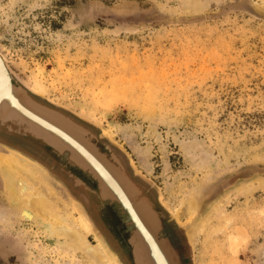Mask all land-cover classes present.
I'll return each instance as SVG.
<instances>
[{
	"label": "rangeland",
	"instance_id": "rangeland-1",
	"mask_svg": "<svg viewBox=\"0 0 264 264\" xmlns=\"http://www.w3.org/2000/svg\"><path fill=\"white\" fill-rule=\"evenodd\" d=\"M238 2L264 17V0H0L14 80L103 143L154 205L180 264H264V21L231 10ZM84 194L90 214L71 196L116 263L132 264ZM8 209L0 264H90L25 207Z\"/></svg>",
	"mask_w": 264,
	"mask_h": 264
},
{
	"label": "bare ground",
	"instance_id": "bare-ground-1",
	"mask_svg": "<svg viewBox=\"0 0 264 264\" xmlns=\"http://www.w3.org/2000/svg\"><path fill=\"white\" fill-rule=\"evenodd\" d=\"M33 87L34 90L39 91L38 88ZM14 90L15 88L11 81L2 76L0 80V104H2V107L4 108L5 105H8L9 109L19 113L21 117L27 118L35 127L37 134L42 131L48 132L55 141L62 139L69 144V146H66L68 149L73 146L77 151L74 154L79 157L77 159L83 161L87 167L91 168L94 174L103 178L101 184L103 182L105 196L109 200L118 199L121 204L120 207L126 214L125 222L131 232L130 237L135 248L137 264H172L171 251L167 245H164L163 241H159V237L156 234L160 225L148 201L139 197L133 186L126 182L122 174L111 165L110 167L104 159L97 156L88 143L81 140L78 134H75V130L78 133L79 131L87 132L88 137L91 134L86 129L84 130L78 125L75 126L74 123L73 127L75 130L52 118V115L50 117L43 114L42 111L31 106L25 99L16 94ZM7 108L5 107L3 110ZM6 111L9 114L10 111L8 109ZM53 116L59 117L57 115ZM82 137L86 139L84 135ZM3 163L6 165V171L11 175L8 178V196L11 199L10 201L14 203V207H25L32 216L37 218L48 229L50 236L61 238L63 240L62 250L71 254L80 253L90 264H117L99 238L94 236L95 240H97L95 241L96 243H92L88 239L91 231L84 219L78 216L74 218L75 220H71L67 217V213H69L66 209L67 206L62 209L58 207L54 191L38 175L39 171L36 168L19 160L3 159ZM248 188H251V191L255 189L253 186ZM248 188L246 186V189ZM196 201L197 199L195 200V198L189 200L191 212L198 205ZM3 216L4 214L0 215V222L4 220ZM202 225L204 226V224ZM189 238L191 240L192 237ZM73 259L72 261H74ZM72 261L69 260L67 264H80L79 260L76 263Z\"/></svg>",
	"mask_w": 264,
	"mask_h": 264
},
{
	"label": "water",
	"instance_id": "water-1",
	"mask_svg": "<svg viewBox=\"0 0 264 264\" xmlns=\"http://www.w3.org/2000/svg\"><path fill=\"white\" fill-rule=\"evenodd\" d=\"M249 1V0H247ZM231 10L235 11H240L247 13L248 15L252 16L253 18L263 20L264 17H256L246 10H244L241 6V2H238L235 6L231 8ZM0 80L1 77L5 76L7 79L11 81V84L15 88L14 92L21 96L25 101H27L31 106L37 108L38 110L42 111L43 114L48 115L52 118H55L57 121H61L63 124L67 125L68 128L71 127L72 129L75 130L73 127V122H71L68 118L65 116L55 113L54 111L44 108L40 106L39 104L35 103L32 98L28 95L27 91L32 93L34 96L38 98H43L42 96L33 93L29 89H25L24 87H21L20 85L17 84V81L14 80V77L10 71V69L7 67L5 60L2 58L0 55ZM21 84V83H20ZM23 86V85H22ZM0 96H1V91H0ZM1 103V101H0ZM29 105V106H30ZM30 106V107H31ZM5 107H8V112L6 110H3ZM5 107H2V104H0V124L4 123H11L14 124L18 127H22V130L24 133L29 134L35 139L41 140L48 148L53 150L57 155L59 156L61 161H64L67 163L69 168L77 173L75 180H74V186L75 187H80L82 186L84 191L87 194V198H89L90 202L93 203L96 206V209L98 210L99 216L101 221L104 223L105 228L114 235L115 239L118 242V245L122 247L130 256L132 264H137L136 258H135V248L131 242V232L129 231L126 222H125V216L126 214L123 212L122 208L120 207L121 204L118 201V199H113L109 200L107 196L104 194V188H103V182L101 184V178L100 176L96 175L93 173V170L91 168L87 167L83 161H80L79 157H77L75 153H77L76 149L73 148V146L69 147V149L66 146H69L64 140L59 139L55 141L52 139V136L48 134V132H38V134L35 132V127L29 122L27 118L21 117L19 113H16L9 109L8 105H5ZM54 107L61 109L57 105H54ZM32 108V107H31ZM57 115L59 117L53 116ZM69 120V121H67ZM84 122L93 127H97L95 124L84 120ZM76 126V124H75ZM85 130V129H84ZM73 131V130H72ZM75 134H78L77 136L88 143V145L93 149L92 151L99 157L105 160V162L115 170H117L119 173L122 174V176L125 178L126 182H128L131 186H133L135 192L139 195V197L144 198L148 201L150 204V207L155 214L158 222H159V230L156 233L157 236L159 237V241H163L164 245H167L169 250L171 251V262L172 264H180V259L179 256L177 255L174 247L172 246L169 238L166 236V231L163 226V223L161 221V217L158 214V212L155 210L154 205L151 203V201L145 197L140 189L135 185V183L129 178V176L126 174L124 171L123 167L120 165L118 160L114 157H109L105 152H103L98 145L93 141V136L91 135L90 137L87 136V132L85 131H79V133L88 140L84 139L78 132L75 130ZM74 132V131H73ZM85 132V133H84ZM82 137V138H81ZM9 160L11 159L12 161L14 160H19L22 161L24 164L29 165L31 167L36 168L39 171V176L42 177L43 181L54 191V193L64 200L65 204L73 208L74 211L84 219L87 223V225L90 227L91 232L99 238L102 243L104 244L107 252L112 256V259L115 261L112 252L109 250L105 240L101 236L100 232L98 231L97 227L95 224L92 222L90 217L88 216L87 212L85 211L84 207L77 202L69 193L68 189L62 185L59 181H57L54 177H52L49 173H47L44 168L37 164L36 162H33L29 159H26L19 155L18 153L14 151H6L3 149V151H0V160ZM110 166V167H111ZM84 200L87 202L86 197H84ZM188 238V235H187ZM116 262V261H115Z\"/></svg>",
	"mask_w": 264,
	"mask_h": 264
},
{
	"label": "flooded vegetation",
	"instance_id": "flooded-vegetation-1",
	"mask_svg": "<svg viewBox=\"0 0 264 264\" xmlns=\"http://www.w3.org/2000/svg\"><path fill=\"white\" fill-rule=\"evenodd\" d=\"M28 95L35 102L64 115L77 125L82 126L84 129L88 130L84 125L76 121L74 118L41 102L39 99L35 98L29 93ZM0 143L21 151L25 155L29 156L30 158L38 161L43 166H45V168L51 174H53L59 181H61L65 186L68 187L73 196H75L79 201L83 203V205L90 214L89 210L91 204L87 199V202L84 201V197H86L84 191H80L81 197H79V195L77 196V190L73 187L72 181L74 183L76 173L68 167L66 162L60 160L57 153L45 146L42 141L36 140L32 138L29 134L24 133L22 127L7 123L0 126ZM98 145L103 149L105 148V146H103V143H100V141H98ZM69 180H71V182Z\"/></svg>",
	"mask_w": 264,
	"mask_h": 264
},
{
	"label": "crops",
	"instance_id": "crops-1",
	"mask_svg": "<svg viewBox=\"0 0 264 264\" xmlns=\"http://www.w3.org/2000/svg\"><path fill=\"white\" fill-rule=\"evenodd\" d=\"M34 101V100H33ZM35 102V101H34ZM35 103H37V102H35ZM37 104H39V103H37ZM40 106H42V107H44V108H47V107H45V106H43V105H41V104H39ZM48 109H50V108H48ZM50 110H52V109H50ZM52 111H54V110H52ZM55 112V111H54ZM55 113H58V112H55ZM60 114V113H59ZM62 115V114H61ZM64 116V115H63ZM67 118V117H66ZM69 119V118H68ZM70 120V119H69ZM71 121V120H70ZM71 122H73V121H71ZM7 123H9V122H7ZM7 123H4V124H7ZM74 123V122H73ZM4 124H0V126H2V125H4ZM9 124H11V123H9ZM74 124H76V123H74ZM11 125H14V124H11ZM77 125V124H76ZM79 126V125H78ZM80 127H82V126H80ZM83 128V127H82ZM32 137V136H31ZM33 138V137H32ZM35 139V138H34ZM36 140H38V139H36ZM41 141V140H40ZM44 144V143H43ZM46 146V145H45ZM3 149H5L7 152L8 151H14V152H16V153H18L19 155H21L22 157H24V158H26V159H29V160H31V161H33V162H36L37 164H39V165H41L42 167H43V165L41 164V163H39L38 161H36V160H34V159H32V158H30L29 156H27V155H25L24 153H22L21 151H19V150H17V149H14V148H12V147H10V146H8V145H5V144H2V143H0V151H3ZM50 149V148H49ZM53 151V150H52ZM0 164H3V160H0ZM44 168V170L46 169L45 167H43ZM6 171V170H5ZM46 171V170H45ZM5 175H7V173L5 174ZM3 177H4V175L3 174H1L0 173V211H3V214H4V216H6L7 214H9V212H10V209H8L9 207H12L13 208V206H14V203L12 202V201H10V199L9 200H7L6 199V197H5V194H4V185H3ZM58 180V179H57ZM59 181V180H58ZM70 182H71V180H69ZM62 185H64L61 181H59ZM74 184V183H73ZM65 186V185H64ZM67 189H68V187L67 186H65ZM68 191H69V193H70V195H71V191L68 189ZM9 197V196H8ZM6 210H9V211H6ZM7 212V213H6ZM3 214H0V215H3ZM6 214V215H5ZM2 248H0V260L2 259V260H7L8 259V257L7 256H4V254H3V250H1ZM2 251V252H1Z\"/></svg>",
	"mask_w": 264,
	"mask_h": 264
}]
</instances>
